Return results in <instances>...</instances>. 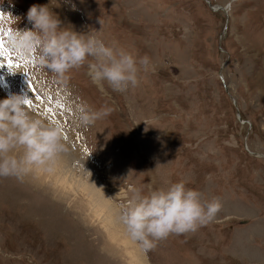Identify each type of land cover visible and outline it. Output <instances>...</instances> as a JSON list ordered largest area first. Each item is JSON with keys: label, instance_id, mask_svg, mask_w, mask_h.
Masks as SVG:
<instances>
[{"label": "rangeland", "instance_id": "1", "mask_svg": "<svg viewBox=\"0 0 264 264\" xmlns=\"http://www.w3.org/2000/svg\"><path fill=\"white\" fill-rule=\"evenodd\" d=\"M47 2L0 0L13 62L0 56V98L23 94L30 111L61 124L70 168L94 177L114 208L150 181L219 199L211 222L158 241L141 254L146 264H264V0H209L215 11L204 0L62 3L53 9L62 25L150 58L136 86L104 94L84 68L56 84L8 51V33L30 28L28 8ZM81 105L111 111L78 128ZM36 173L0 178V264H129L83 196Z\"/></svg>", "mask_w": 264, "mask_h": 264}, {"label": "clouds", "instance_id": "2", "mask_svg": "<svg viewBox=\"0 0 264 264\" xmlns=\"http://www.w3.org/2000/svg\"><path fill=\"white\" fill-rule=\"evenodd\" d=\"M70 0H48L33 4L25 13L30 28L8 33L7 49L28 61L37 74L47 73L56 84H64L73 69H85L90 82L102 94L123 93L138 83V73L150 70V58L105 42L92 32H79L62 25L53 11ZM231 4H225L228 11ZM75 10V5L71 6ZM16 25L19 17H13ZM23 94L0 98V178L22 180L34 172H51L67 151L63 126L46 121L29 110ZM111 109L91 110L78 106L73 113L76 127H88L109 115ZM126 202L117 204V218L127 240L139 253H147L169 235H182L211 222L221 209L218 198L206 200L201 192L183 181L167 187L146 185V191L131 188ZM110 198V197H109Z\"/></svg>", "mask_w": 264, "mask_h": 264}, {"label": "bare ground", "instance_id": "3", "mask_svg": "<svg viewBox=\"0 0 264 264\" xmlns=\"http://www.w3.org/2000/svg\"><path fill=\"white\" fill-rule=\"evenodd\" d=\"M71 163L69 156L64 153L57 159L53 170L44 173L47 174V178L51 179L54 186H59L62 190L78 194V196H83L88 207L87 211L91 214V217L96 218L99 226L107 232V239L113 244L124 247V253L128 257L129 264H146L141 253L127 240L123 227L117 218L116 208L108 202L106 196L99 190L95 182L96 179L92 176L89 177L79 168L77 170L70 168ZM40 173L43 172H37L36 174L40 176Z\"/></svg>", "mask_w": 264, "mask_h": 264}, {"label": "snow or ice", "instance_id": "4", "mask_svg": "<svg viewBox=\"0 0 264 264\" xmlns=\"http://www.w3.org/2000/svg\"><path fill=\"white\" fill-rule=\"evenodd\" d=\"M0 56H2L7 61L9 68H11L13 66L11 56H10V54H8L6 52L2 41H0ZM19 60L23 61L25 64L27 63V61H25L23 59H19ZM16 67H20V64H16ZM25 103L29 106L31 105V101H29V100L25 101Z\"/></svg>", "mask_w": 264, "mask_h": 264}, {"label": "water", "instance_id": "5", "mask_svg": "<svg viewBox=\"0 0 264 264\" xmlns=\"http://www.w3.org/2000/svg\"><path fill=\"white\" fill-rule=\"evenodd\" d=\"M205 2H206V4L209 6V8L212 10V11H215L217 8H214L211 4H210V2H209V0H204Z\"/></svg>", "mask_w": 264, "mask_h": 264}, {"label": "trees", "instance_id": "6", "mask_svg": "<svg viewBox=\"0 0 264 264\" xmlns=\"http://www.w3.org/2000/svg\"><path fill=\"white\" fill-rule=\"evenodd\" d=\"M20 5H21V3H20Z\"/></svg>", "mask_w": 264, "mask_h": 264}]
</instances>
